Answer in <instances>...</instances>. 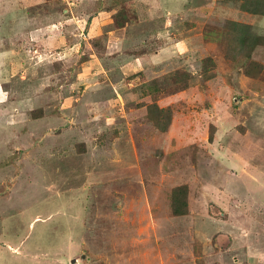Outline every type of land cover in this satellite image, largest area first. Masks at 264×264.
Listing matches in <instances>:
<instances>
[{
	"label": "rangeland",
	"instance_id": "374dc122",
	"mask_svg": "<svg viewBox=\"0 0 264 264\" xmlns=\"http://www.w3.org/2000/svg\"><path fill=\"white\" fill-rule=\"evenodd\" d=\"M259 1L0 0V264H264Z\"/></svg>",
	"mask_w": 264,
	"mask_h": 264
},
{
	"label": "crops",
	"instance_id": "0c3cea01",
	"mask_svg": "<svg viewBox=\"0 0 264 264\" xmlns=\"http://www.w3.org/2000/svg\"><path fill=\"white\" fill-rule=\"evenodd\" d=\"M75 1V0H74ZM146 2L145 3H141L139 6H140V8L143 10V12L144 13H146V15H145V17L143 18V20L144 19H146V18H148V19H152V20H150L151 22H152V25H154V24H156V23H158V21L160 22L161 21V29H158V30H155V31H153V32H155L154 34H155V36L157 35V34H159V31L160 30H162V29H164L165 27L166 28H169L170 26H172V24H174V22H176V18L179 16V14L181 13V12H185L186 10H187V8H188V6H184V7H182V9H180L179 11H177V9L175 8V7H173V8H167L166 10H165V14H161V15H158V17H157V19H153V17H151V16H149V14H147V13H149L150 11H153V8H152V6L154 5V7L157 5V3H158V1L159 0H155V1H152V0H145ZM132 2V0H130V2H129V4L130 5H136V3H131ZM71 3H74V2H71ZM189 5H190V8H189V10H187L186 11V14L188 15V16H190L189 15V12L191 11L193 14H195L198 18H196V19H193L192 21H195V22H186L187 23V25L186 26H188V30L190 29V31L191 30H193L194 28H196L197 26H199V24L202 22H200V17L201 16H203V15H205V12L203 11V7L200 5V0H192L191 2H189ZM138 7V6H137ZM110 8H113V7H108L107 9H105L106 10V12L105 11H100V12H102V13H104V15H107V14H111V13H115V11H114V9H110ZM144 8H145V10H144ZM130 11H131V13H134V10H129V13H130ZM238 11V16H242L243 18L246 16V15H249L248 13H245V12H243V11H241V10H237ZM155 12V11H154ZM131 15V14H130ZM235 16H237V15H235ZM131 22H134L133 21V17H131V21H127L126 23H124L122 26H117V27H115V28H117V29H121V30H124V29H126L130 24H131ZM196 22H198L197 24H196ZM200 22V23H199ZM100 25V26H99ZM100 27V28H104L105 29V27L106 26H104L103 25V22H101V20H100V17H98V18H95L93 21H92V28H96V27ZM189 32V31H188ZM187 32V34H186V37H184V38H182V40L184 39V41H181L180 43H178V45L179 44H181V43H185L184 44V48L183 49H185V47H187V45H186V43H193V38H191L190 37V35H189V33ZM157 37V36H156ZM186 38V39H185ZM157 39H159L158 37H157ZM179 40H181V39H177V41H179ZM153 41V43H155L157 40H152ZM176 40H173L172 42H173V45L177 42H175ZM171 42V43H172ZM187 49V48H186ZM186 51H188V50H186ZM144 56H142V57H140V59H142ZM15 250H16V248H14Z\"/></svg>",
	"mask_w": 264,
	"mask_h": 264
},
{
	"label": "trees",
	"instance_id": "16d2710c",
	"mask_svg": "<svg viewBox=\"0 0 264 264\" xmlns=\"http://www.w3.org/2000/svg\"><path fill=\"white\" fill-rule=\"evenodd\" d=\"M257 4H261L262 6L258 9H254V10H252L251 8H248V9L253 13L263 15L264 14V0L259 1ZM128 18L129 19L125 20V23L127 21L128 22L131 21V15H130V17L128 16ZM236 25L239 26L238 30L235 32V36H236V41L238 43L240 51L243 50L242 55L245 53L246 56H249L252 49L260 44L259 40L255 34H252L251 29H250L251 28L250 24H244V23L237 22ZM118 26H122V25H119V23H118ZM240 28L246 30L242 33L241 38H239V34H241V33H239ZM238 38L240 39V42L237 40ZM184 189H185V187L181 186V187H179L178 190H184ZM173 211L175 214H181L182 213L180 208H177L176 205H174Z\"/></svg>",
	"mask_w": 264,
	"mask_h": 264
}]
</instances>
